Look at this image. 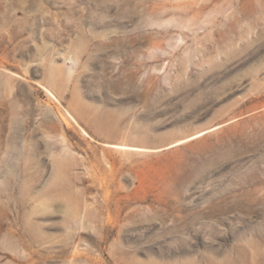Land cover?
Segmentation results:
<instances>
[{
    "label": "rangeland",
    "instance_id": "374dc122",
    "mask_svg": "<svg viewBox=\"0 0 264 264\" xmlns=\"http://www.w3.org/2000/svg\"><path fill=\"white\" fill-rule=\"evenodd\" d=\"M0 264H264V0H0Z\"/></svg>",
    "mask_w": 264,
    "mask_h": 264
},
{
    "label": "bare ground",
    "instance_id": "6f19581e",
    "mask_svg": "<svg viewBox=\"0 0 264 264\" xmlns=\"http://www.w3.org/2000/svg\"><path fill=\"white\" fill-rule=\"evenodd\" d=\"M123 146V145H122ZM122 148L126 149V146H123Z\"/></svg>",
    "mask_w": 264,
    "mask_h": 264
}]
</instances>
